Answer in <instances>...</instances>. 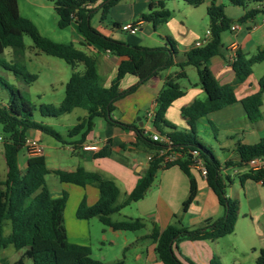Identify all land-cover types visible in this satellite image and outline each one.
<instances>
[{
	"label": "trees",
	"instance_id": "16d2710c",
	"mask_svg": "<svg viewBox=\"0 0 264 264\" xmlns=\"http://www.w3.org/2000/svg\"><path fill=\"white\" fill-rule=\"evenodd\" d=\"M59 17L58 26L66 28L75 23L84 37V44L95 45L103 52H108L121 59L115 79L110 87H104L98 73L97 59L78 49L74 44L54 42L43 36L36 25L21 15L18 0H0V86L9 93L5 105L0 104V126L5 134L4 158L7 167L5 179L0 178V249L13 246L17 250H24L20 260L14 264H24L25 259L32 260V264H106L93 258L89 246L71 243L67 238L64 226V209L68 194L65 192L60 198H53L46 183V176L50 173L44 155L30 157L25 170L19 166V155L26 145L28 132L37 130L49 135L59 142L63 136L52 127L35 120V111L29 100L14 85L10 84L1 71L11 72L18 81L30 84L37 80L36 75L30 74L22 63L25 52L24 37L29 36L34 47L39 52L64 60L73 68V72L65 86V97L58 108L41 105L39 113L42 117H58L70 114L75 109H83L86 116L70 131V136L81 134L79 143L82 144L87 135L93 130L95 120L104 119L108 123L119 126L124 130H133L137 141L145 145L153 154L145 173L138 179L133 191L122 203H117L120 190L112 180L103 178L97 172L87 171L78 167L74 171H55L62 183L80 187L87 185L99 189V199L94 205H88L84 197L76 210V217L81 220L97 217L104 225L127 230H140L145 227L141 219H126L113 221L112 215L123 208L144 198L151 187L158 172L164 168L178 166L188 177L190 192L183 203V212H187L198 195V183L191 171L192 152H197L206 168V182L217 197L224 215L215 220H208L197 229L184 227L180 222L168 225L162 231L154 227L149 238L155 244L157 258L163 264H185L175 253L183 241H216L235 231L239 218V205L227 195L229 177L222 174V164L209 149L198 139L197 122L209 114L235 104L237 97L235 88L252 74L256 64L264 62V48L255 55L247 57L238 53L231 63L235 72V80L230 84L219 83L210 68L211 58L218 55L222 47V34L231 30L234 22L244 23L252 20L264 10L248 9L251 2L261 3L264 0H229L238 7L246 9L243 17L234 21L225 13V6L212 0L208 9L209 41L202 47H193L186 55V60L176 62L178 55L177 43L170 37L162 47L148 48L119 41L106 36L92 25L94 15L101 11V21H104L110 10L122 0H49ZM188 6L197 8L205 0H182ZM142 14L140 20L149 22L156 29L166 24L171 18V12L163 1L159 2V9ZM12 49L13 60L7 62L3 55L6 49ZM84 65L79 71L77 66ZM192 66L197 70L199 86L205 91V100H195L183 107L182 116L187 122L188 130L180 131L166 121L168 108L185 94L179 81L187 79L186 67ZM172 67L178 70L169 76L157 98V107L153 119L154 127L164 133L163 128L172 131L166 135L173 142L172 148L183 154L184 158L163 165V158L158 151L164 146L151 139L138 124L127 125L113 118L116 102L134 93L137 88L158 75L161 71ZM128 75L138 78V83L126 90L120 89L121 81ZM259 92L244 98L241 103L250 122L255 123L261 117L264 95V75L259 80ZM236 152L239 157L237 163L227 162L228 166L247 167L248 162L255 157H264V138L257 144L246 145L238 143ZM111 155L110 146L104 147L94 157ZM244 183L247 180L264 185V168L247 170L240 176ZM10 221L12 231L9 236L4 235L5 222ZM189 264H194L185 258ZM113 264H123L118 261ZM211 264H217L215 260ZM255 264H264V249L260 250Z\"/></svg>",
	"mask_w": 264,
	"mask_h": 264
},
{
	"label": "crops",
	"instance_id": "0c3cea01",
	"mask_svg": "<svg viewBox=\"0 0 264 264\" xmlns=\"http://www.w3.org/2000/svg\"><path fill=\"white\" fill-rule=\"evenodd\" d=\"M160 1H163L167 7V2L175 0H122L111 9V17L106 18L104 21L100 20V24L96 29L104 35L122 42L148 48L162 47L166 44L167 37L174 39L172 29L169 27V21L155 29L151 23L140 20L142 14H146L151 10V5L152 10H158ZM211 1L205 0L201 6L197 7L198 9L204 8L203 14L205 17L203 18L205 19ZM217 2L223 4L222 0H217ZM126 5L129 8L127 15L124 18H120V8H124ZM253 9L264 10V1ZM246 11L243 7L229 9L225 6L227 16L234 21L243 17ZM235 23L238 22L233 24ZM126 24L134 25L138 29L137 33L131 34L122 31L121 27ZM239 24L240 29L237 31L227 30L222 34L220 52L211 58L210 61V68L222 85L234 82L235 72L231 63L236 59L238 53H243L250 57L264 48V12H259L254 19ZM71 26L76 29L82 46L89 50L91 56L97 59L98 73L103 86L110 87L116 77L121 59L108 52L101 51L95 45H85L84 37L79 32L77 25L73 23ZM184 28L186 29L185 25ZM189 32L190 29H187L184 34L187 35ZM227 32L230 33V36L227 35ZM197 41L190 43L183 49L178 48L176 62L185 61L187 53L195 47ZM257 66H264V62L256 64L253 67L252 74L246 81L236 86L237 102L235 104L213 112L197 122L198 136L212 149H217L221 152L217 158L222 164V174L230 178L227 195L238 203L239 218L235 231L228 236L216 241H183L179 243L178 248H174V250L185 264H189L185 261V258L190 259L194 264H211L213 260L217 264H255L260 250L264 249V185L251 180L242 183L240 176L246 173L248 168H239L226 164L227 162L234 164L239 161L236 152L238 143L254 145L263 139L258 131V125L264 122V95L261 108L262 115L255 123L249 121L241 103L244 98L260 90L259 80L264 73L259 77H255L254 68ZM177 70V67H172L161 71L158 75L141 84L134 93L117 101L113 118L127 125L138 124L140 128L150 135H166L167 132L172 131L169 127L163 128V134L158 131L153 125L151 114L156 110L157 98L164 87L166 79ZM137 83V77L128 75L121 81L120 89L126 90ZM180 85L184 88L185 94L168 108L165 118L177 130L184 131L189 128L182 116V108L190 105L195 100H205L207 95L199 86V82L188 86H184L181 83ZM5 104L2 103V105ZM85 116L86 112L82 113L77 118L78 123ZM102 120H95L93 130L87 135L86 140L82 144L79 141L74 142L72 151H70L72 159H68L69 157L63 151H60L56 143L50 144L54 151H45L44 148L43 155L50 171L46 176V183L51 196L60 198L65 192L68 194L67 204L64 209V226L67 238L71 243L89 246L93 255L95 242L92 238V228L96 224L94 220H98L102 227L99 229L101 234L97 238V245L103 248L108 246L107 248L111 251L115 250L116 254L111 262H107L105 253H102L97 260L106 264H113L118 261H123V264H127V251L133 246L135 251L133 254L134 264H163L155 253V242L149 238L155 226L162 231L168 225L180 222L184 227L197 229L202 227L208 220L222 217L224 215L223 208L219 205L217 197L200 171L191 166V171L197 179L199 191L195 202L190 206L189 210L183 212V203L190 192V182L178 166H173L161 169L144 198L132 203L135 205V214H124L125 208L132 205L130 204L120 212L112 215L113 221H121L113 219L116 214H123L126 219H141L145 223L143 229L127 230L109 227L104 225L97 217L86 220L78 219L76 210L83 198H86L88 205H94L99 199V189L93 185L80 187L62 183L55 171H74L78 167H83L87 171L97 172L103 178L114 181L120 190L119 197L124 195L126 198L135 188L138 179L145 173L149 165V157L153 156L145 145L137 141L136 133L133 130H124L119 126L108 123L104 119ZM215 125L221 128L219 137L215 133ZM44 135L46 134L40 131L31 130L28 132L27 141L36 139L43 143ZM3 138L0 137V158H4ZM84 145H96L97 150L84 151L82 149ZM106 146H110L111 155L95 158L94 155ZM30 157L26 147L23 148L19 155L21 170H25L27 160ZM178 157L179 159L184 158L181 153H179ZM6 173L7 167L4 179ZM50 175L53 176L55 193L52 192L53 190L48 182V176ZM57 182H60V189H58ZM122 202L117 200L119 204ZM4 259L0 258V264H10L3 262ZM17 261L14 260L11 264Z\"/></svg>",
	"mask_w": 264,
	"mask_h": 264
},
{
	"label": "rangeland",
	"instance_id": "374dc122",
	"mask_svg": "<svg viewBox=\"0 0 264 264\" xmlns=\"http://www.w3.org/2000/svg\"><path fill=\"white\" fill-rule=\"evenodd\" d=\"M222 2L224 6L228 7L229 9L238 7L232 5L229 0H222ZM18 4L21 15L25 18L30 19L36 25L39 32L43 36L58 43H72L78 49H81L90 55L89 50L83 47L80 43L78 33L73 26H69L66 28H60L58 26L59 17L54 9L53 4L49 0H18ZM259 4L260 3L251 2L247 5V10L255 8ZM167 5L168 6L166 8L172 14L169 20V27L172 29L174 36L173 40L177 43L178 48L183 49L192 42L204 39L207 31L209 30L208 15L206 16V19L203 18L205 17V15L203 14L204 8H192L182 0L167 2ZM128 9L129 8L127 5L124 6V8H120L119 17H126ZM110 12L107 18L111 17ZM101 15V11H99L94 15L92 19V25L95 28H98L100 24ZM184 25L186 29L184 28ZM187 29H190V32L185 35L184 33ZM227 35L230 36V33L227 32ZM24 44L25 52L22 57V63L23 65H25L27 71L30 74L37 76V80L30 84H27L22 81H18L11 72L1 71V75L5 77L10 84L18 88L22 92V94L29 100L31 106L36 109L34 117L37 122H42L45 125L52 127L56 132L63 136V142H59L49 135H44V140L42 144L45 148V151H54L50 147V144L56 143L60 151H63V153H65L66 156L69 157L68 159H72L70 151H72L74 142L80 140L81 134L70 136V131H72L77 125V118L82 115V113H84L85 111L83 109L78 108L70 114H64L58 117H42L38 109L41 105L51 106L53 108H58L61 105L65 97V86L73 72V68L62 59L39 52V50L34 47V44L29 36L24 37ZM3 58L7 62H11L13 60L12 49H6ZM77 69L83 70L84 65L79 64L77 66ZM186 71L188 74V78L179 81L182 85L188 86L190 84H195L199 82L197 70L194 67L188 66L186 67ZM263 73L264 66H257L256 68H254L255 77H259ZM8 98V91L0 86V104L6 103L8 101ZM96 121L103 120L97 119ZM214 129L216 130L215 133L219 137L221 133V128L215 125ZM258 131L264 138V122L258 125ZM4 136L5 134L3 132L2 127L0 126V137ZM198 139L209 149H211L216 157L221 154V152L217 149H212L205 141L202 140L201 137L198 136ZM5 171V160L4 158H0L1 179H4ZM48 182L53 190L52 192L55 193L56 190H54L55 185L53 182L52 175L48 176ZM57 183L58 189H60V182ZM124 199V195H121L118 199V202H122ZM135 212V205L133 204L125 208L124 210V214L131 215L135 214ZM113 219L121 221L126 220L123 214H116L113 216ZM94 221H96V224L92 228V238L95 243L93 247L92 256L93 258L97 259L100 258L102 253H105L107 256V262H111V260H113V256L116 254L115 250L111 251L109 250V248H107L108 246L103 248L102 246L97 245V238L101 234L99 229L102 227V225L98 222V220ZM11 231V223L10 221H6L4 226V235L6 237L9 236ZM23 251L24 250H17L11 245L6 249L0 250V258H5L3 262L11 264L14 260L21 259L24 253ZM134 253L135 251L133 249V246H131V248L127 251V264H134ZM24 264H32V260L25 259Z\"/></svg>",
	"mask_w": 264,
	"mask_h": 264
},
{
	"label": "built area",
	"instance_id": "2783aa9c",
	"mask_svg": "<svg viewBox=\"0 0 264 264\" xmlns=\"http://www.w3.org/2000/svg\"><path fill=\"white\" fill-rule=\"evenodd\" d=\"M121 29L122 31L129 32L131 34H135L138 31V29L132 24L123 25ZM238 29H240L239 23H235L231 27L232 31H237ZM210 35L211 33L208 30L205 39L197 41L195 43V47H202L206 45L209 41ZM151 117L154 119L155 112L151 114ZM150 137L153 141L158 142L164 146L161 150L158 151V155L163 158V165L179 160L178 155L180 152L172 148L173 142L168 135L153 134L150 135ZM25 147L31 157L42 156L44 154V146L39 140L36 139L28 140L24 148ZM82 149L84 151H95L97 150V146L84 145ZM191 155H192L191 156L192 163L190 167L193 166L197 168L200 171L201 175L204 177V179H206V168L203 160L199 157L197 152H192ZM152 157H153L152 155L149 157V161L152 159ZM247 168L249 170H258L264 168V157H255L251 159L247 164Z\"/></svg>",
	"mask_w": 264,
	"mask_h": 264
},
{
	"label": "water",
	"instance_id": "95a60500",
	"mask_svg": "<svg viewBox=\"0 0 264 264\" xmlns=\"http://www.w3.org/2000/svg\"><path fill=\"white\" fill-rule=\"evenodd\" d=\"M140 125H142V123H140Z\"/></svg>",
	"mask_w": 264,
	"mask_h": 264
}]
</instances>
